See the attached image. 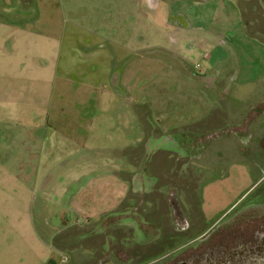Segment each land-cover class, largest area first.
<instances>
[{"label": "rangeland", "instance_id": "rangeland-1", "mask_svg": "<svg viewBox=\"0 0 264 264\" xmlns=\"http://www.w3.org/2000/svg\"><path fill=\"white\" fill-rule=\"evenodd\" d=\"M189 15L209 39L201 49L188 50L194 43L184 32ZM243 26L264 37V0H0V264H50L53 256L40 246L34 224L54 221L61 207L75 220L70 179L106 173L82 164L142 157L146 142L154 147L166 136L191 158L188 174L184 181L165 177L168 162L158 152L160 178L151 182L174 193L186 185L196 191L201 219L187 239L236 205L264 203L259 132L241 137L249 146L245 156L219 148L231 139H214L203 123L194 132L185 126L203 108L188 94L193 86L180 64L203 70L204 54L214 49L210 39L224 40ZM253 89L241 106L263 95L264 83ZM220 150L227 154L217 155ZM163 208H156L159 226L170 222L173 235L178 229ZM76 232L65 229L60 238ZM170 242L160 247L179 243Z\"/></svg>", "mask_w": 264, "mask_h": 264}, {"label": "crops", "instance_id": "crops-1", "mask_svg": "<svg viewBox=\"0 0 264 264\" xmlns=\"http://www.w3.org/2000/svg\"><path fill=\"white\" fill-rule=\"evenodd\" d=\"M185 23L184 32H188V39L194 42L189 45V51L197 50L201 47L200 44L209 42L200 32L197 20L192 19L191 15L185 19ZM210 42L214 44V49L211 53L204 54L209 62L203 70L196 71L195 66L189 63L180 64L184 78L193 86L188 94L194 96L191 99L198 100L203 108V115L188 121L185 126L192 128L185 130L194 132L193 127L203 123V130L213 132L214 139H231V143L219 144V148L230 147L241 155H245L249 150L248 144H243L241 137L251 138L257 131L261 134L257 138L260 148L263 149L264 94L252 96V103L242 106L241 104L245 97H248L245 94L255 91L254 87L264 83V37L243 26L224 40L215 42L210 39ZM125 49L132 50L133 46ZM231 57L233 59L229 61ZM136 65L138 66V63ZM138 67L141 72L143 66ZM242 88H245L244 95L239 94ZM147 115L144 111L145 119H142L141 123L148 118ZM255 117L262 118L259 124ZM164 139H168V136ZM165 140L154 147L151 141L146 142V151L142 157L87 160L86 164H82L94 166L106 173L90 172L70 179L74 186L73 196L78 201L75 220L68 221L65 209L61 207V212L54 216V221L42 220L34 224L41 232L38 234L40 246L49 256H53V259L49 260L50 264H154L161 255L169 251L160 245L163 242L166 245L168 238L172 236L166 232L160 239L157 219L160 216L156 213V208L162 204L165 208L163 212H181L183 221L187 224L193 221L196 223L195 221L201 219L200 199L191 187H181L174 197L175 191L166 190V186H156L151 182L160 178L156 171L158 161L155 162L154 157L158 152L162 153L161 157L168 162V167L164 168L163 172L165 177L172 175L184 181V176L188 174L189 167L186 165L191 158L185 159V153L180 151L176 142ZM172 144L173 146H170ZM200 154L203 159V151ZM225 154L227 153L222 150L217 152L221 157ZM201 174L202 170L199 171V176ZM66 192H69V189ZM144 199L147 205L143 203ZM74 227L80 233L76 232V235L68 240L60 238L65 229ZM83 239L86 243H83ZM55 257L60 260L57 261Z\"/></svg>", "mask_w": 264, "mask_h": 264}, {"label": "flooded vegetation", "instance_id": "flooded-vegetation-1", "mask_svg": "<svg viewBox=\"0 0 264 264\" xmlns=\"http://www.w3.org/2000/svg\"><path fill=\"white\" fill-rule=\"evenodd\" d=\"M175 197V193H174ZM162 212L161 214H163ZM175 225L170 244L176 247L161 255L154 264H264V203L236 205L203 231L187 239L195 223H184L181 212H168ZM160 228V239L170 233L171 223ZM185 238L183 241H178ZM167 239V238H163Z\"/></svg>", "mask_w": 264, "mask_h": 264}]
</instances>
